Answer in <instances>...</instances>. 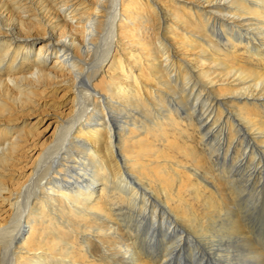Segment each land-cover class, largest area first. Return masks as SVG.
Wrapping results in <instances>:
<instances>
[{
  "label": "bare ground",
  "instance_id": "obj_1",
  "mask_svg": "<svg viewBox=\"0 0 264 264\" xmlns=\"http://www.w3.org/2000/svg\"><path fill=\"white\" fill-rule=\"evenodd\" d=\"M263 191L264 0H0V264H264Z\"/></svg>",
  "mask_w": 264,
  "mask_h": 264
},
{
  "label": "rangeland",
  "instance_id": "obj_2",
  "mask_svg": "<svg viewBox=\"0 0 264 264\" xmlns=\"http://www.w3.org/2000/svg\"><path fill=\"white\" fill-rule=\"evenodd\" d=\"M61 95L62 93H57L56 95L49 94V96L44 98V100H46L47 103L45 102L44 104H41L39 108V112H41V115H40L41 123L39 126L40 133L36 131L35 133L36 136L33 138L36 141L37 147H39L44 142V140H46L52 134H54L55 126L57 122V115L59 111L61 110V105H63L64 103L66 104V102L71 99V97L73 96V92H70L69 94L65 95V97L63 98L61 97ZM25 116L26 117H22V118H27V119H24L26 121H29L28 119H35L36 117H39L38 114H32L29 117H27L28 115H25ZM22 125L23 124H20V126ZM263 210H264V191L261 197V203H260L258 211L255 214H251L249 216L250 219H254V220L256 219L258 221V224L262 226L261 228H259L260 232L258 231V229L257 231L261 235L263 234L262 236L264 237V226H263L264 225V211ZM257 213H259V215ZM258 219H262V224L260 223L261 220H258ZM263 244H264V241L262 245Z\"/></svg>",
  "mask_w": 264,
  "mask_h": 264
}]
</instances>
